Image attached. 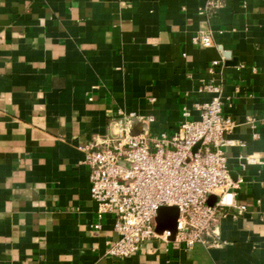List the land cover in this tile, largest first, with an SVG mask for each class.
<instances>
[{
	"label": "crops",
	"instance_id": "0c3cea01",
	"mask_svg": "<svg viewBox=\"0 0 264 264\" xmlns=\"http://www.w3.org/2000/svg\"><path fill=\"white\" fill-rule=\"evenodd\" d=\"M209 1L0 0V264H264V0ZM205 34L210 47L192 43ZM207 83L244 145L226 151L225 246L154 239L108 256L114 217L97 213L78 148L133 120L177 131ZM239 155L260 163L242 169Z\"/></svg>",
	"mask_w": 264,
	"mask_h": 264
},
{
	"label": "built area",
	"instance_id": "2783aa9c",
	"mask_svg": "<svg viewBox=\"0 0 264 264\" xmlns=\"http://www.w3.org/2000/svg\"><path fill=\"white\" fill-rule=\"evenodd\" d=\"M220 6L219 0H211L207 9ZM192 43L207 48L212 42L205 34L194 37ZM218 64L212 61L211 68ZM199 91L207 93L209 100L194 104L196 119L184 112V121L173 133L152 135L153 119L146 118L141 120L143 131L136 136L123 126L114 140L78 148L89 169L90 196L97 213L114 217L116 237L107 243L108 256L123 260L151 240L168 242L169 231L155 232L161 207L178 209L173 242L186 250L196 245L208 250L225 246L215 226L233 206L230 191L235 183L227 169L226 151L244 145L228 138L236 122L223 113L221 88L207 83ZM238 161L242 169L260 163L255 155H239ZM210 195L216 197L213 206L207 204ZM236 209L239 214L246 210L244 206Z\"/></svg>",
	"mask_w": 264,
	"mask_h": 264
},
{
	"label": "water",
	"instance_id": "95a60500",
	"mask_svg": "<svg viewBox=\"0 0 264 264\" xmlns=\"http://www.w3.org/2000/svg\"><path fill=\"white\" fill-rule=\"evenodd\" d=\"M131 135L136 136L140 134L144 125L139 123L137 120H133L130 125ZM216 202V197L213 195L208 196L207 204L209 206H213ZM178 218V209L176 207H161L157 211V217L155 219V232L158 235H161L164 231H169L171 233V237L169 241H173L175 229H176V220Z\"/></svg>",
	"mask_w": 264,
	"mask_h": 264
}]
</instances>
